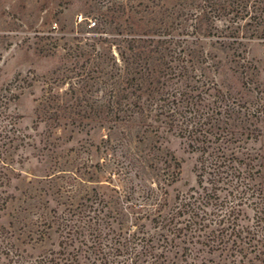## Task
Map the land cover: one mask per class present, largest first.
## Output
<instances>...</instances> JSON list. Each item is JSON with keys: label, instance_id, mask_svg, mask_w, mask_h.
I'll return each mask as SVG.
<instances>
[{"label": "trees", "instance_id": "obj_1", "mask_svg": "<svg viewBox=\"0 0 264 264\" xmlns=\"http://www.w3.org/2000/svg\"><path fill=\"white\" fill-rule=\"evenodd\" d=\"M153 1L112 14L88 50L53 51L39 139L10 108L27 78L0 89V210L18 198L0 264H264V56L247 50L264 46V0ZM61 126L88 137L66 150ZM171 136L197 153L196 184L174 194ZM28 145L47 165L17 197L8 169Z\"/></svg>", "mask_w": 264, "mask_h": 264}, {"label": "rangeland", "instance_id": "obj_2", "mask_svg": "<svg viewBox=\"0 0 264 264\" xmlns=\"http://www.w3.org/2000/svg\"><path fill=\"white\" fill-rule=\"evenodd\" d=\"M148 5H154L153 0H0V89L9 81L27 78L23 83L24 88L18 99L10 103L14 114L20 116V124L27 127L26 131L36 140L46 131L45 125L41 123L35 128L37 118V107L43 93L42 79L50 75L56 67V59L53 51L58 53L64 51V44H80L83 49L88 50L87 42L98 39L101 34L111 33L114 29L110 16L122 15L126 22L127 16L138 18L147 12ZM95 27H90L89 22ZM151 22V21H150ZM146 24V23H145ZM117 30V29H116ZM247 50L250 56H264V46L258 41L248 44ZM31 83H28V81ZM19 82V81H18ZM61 136L66 150L79 144V139H85L86 133H77L71 137V131L65 126L56 127L54 137ZM95 141L100 139L99 132L91 135ZM168 145L170 149L181 160V173L179 180L172 188V194L176 191H187L197 182L195 163L197 153L187 148L185 141L178 136H171ZM19 152L23 154L21 162L16 161L20 171H13L11 175L9 190L15 192L17 197L27 186L28 178L42 173L47 162L40 160L34 155L33 146L21 147ZM74 154V153H72ZM19 157V156H17ZM99 154L94 155L96 160ZM105 173L101 179L107 185ZM114 182L122 184L123 177L115 173ZM4 186H1V189ZM18 198H11L6 206L0 210V223L9 224L10 212L15 208ZM253 214V210L248 208ZM248 218L245 222H249ZM18 236V235H17ZM207 258H214L223 262L224 257L219 253H205ZM184 262V260H183ZM208 260V264H211ZM228 264H232L228 262Z\"/></svg>", "mask_w": 264, "mask_h": 264}]
</instances>
